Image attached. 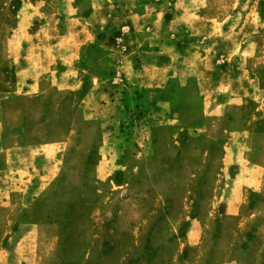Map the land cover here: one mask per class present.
<instances>
[{"label": "rangeland", "instance_id": "374dc122", "mask_svg": "<svg viewBox=\"0 0 264 264\" xmlns=\"http://www.w3.org/2000/svg\"><path fill=\"white\" fill-rule=\"evenodd\" d=\"M168 2L160 22L128 0H0V250L38 224L55 228L60 258L264 264V0ZM170 21L207 68L165 100L172 121L139 104L137 67L112 71L138 44L124 35L148 41Z\"/></svg>", "mask_w": 264, "mask_h": 264}, {"label": "crops", "instance_id": "0c3cea01", "mask_svg": "<svg viewBox=\"0 0 264 264\" xmlns=\"http://www.w3.org/2000/svg\"><path fill=\"white\" fill-rule=\"evenodd\" d=\"M100 2H102V5L104 4L103 1ZM128 2L129 8L132 7L145 10L147 9L148 13L150 10H160H155L156 17L160 22L164 20L163 10H166L169 5L168 0H128ZM174 6H178V2L175 3ZM145 12V15L140 17V19L146 17L147 11ZM166 24L167 25H163V28H161L159 32L149 33L150 38H147V40L150 41L149 44L147 43L148 41H146V39H140V34H133L132 36L124 35L120 40L123 42H121L122 46H124L128 40L132 41L137 39L138 44L136 43L133 46L129 44L128 48L126 47V49L122 51V55L118 54L119 57H122L124 62H122L120 66L118 65L117 67H112V71H114L113 69L115 68H122V76H124V79H126V74L134 72L137 67L138 78L135 82L138 84L140 94L141 92L145 94V97L143 96L142 98V96H140V98H138L139 104L142 105L146 103L145 99H149L150 103L155 106L156 111L158 110L161 115H169L166 117V119H170L172 121L173 116L175 117L177 114L178 109L176 110V108L178 103L173 106L170 105L171 107H167L168 103H166L165 100L174 93L173 90H175V88L178 86V81L183 80L185 75H187L186 78L193 76V74L197 73V68H201L202 74L204 75V70L207 68H205V65L203 64V59L196 56L194 53H191L189 47H184L182 52L179 51L177 39H174L175 35L170 32L173 27L172 21ZM79 37L80 39L71 44L70 47L65 50L64 55L62 54V65L64 68H66L62 77H67L72 70L71 68H76L75 65L80 58V54L87 45V42H84L83 37ZM62 45L64 44L62 43ZM64 46H66V44ZM95 51L98 50L92 51L91 54L95 55ZM10 59L11 61L9 62V66L16 64L15 56L10 57ZM113 60L114 63H116L114 56ZM193 61L196 63H193ZM7 65L8 64H5V66ZM26 69L30 70V68ZM211 69L216 73L217 76H219V74L223 72L222 70L225 71L228 68ZM207 80H209V78H206L205 76H199V78H197V83L200 86L203 85V83ZM183 82L185 81L183 80ZM187 83H189V81H187ZM190 84L194 86L193 83ZM67 85H71V82H69ZM126 85H128L127 80L124 86ZM129 89H131L130 84L128 85V91ZM218 89L219 87L215 88L214 91L210 92L209 95L201 94L203 102L206 103L207 99L213 101L214 97L217 98ZM220 109L221 108H217V111ZM43 214L45 215L44 212H39L37 210L33 215L42 216ZM53 229L55 228L49 225H21L19 230V240L13 243V249L11 248V251L0 250V264H110L112 262L113 256H88L84 260L85 262H83V258L80 256L72 257L68 256V253L66 254L67 256L65 255L60 258L57 255L59 242L57 241V237ZM111 232L113 231H109V233ZM69 239L70 240H68L66 246L68 251L76 245L74 237H69ZM10 257H12V261L14 263H8Z\"/></svg>", "mask_w": 264, "mask_h": 264}]
</instances>
